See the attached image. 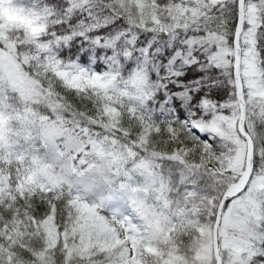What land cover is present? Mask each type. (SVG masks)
Listing matches in <instances>:
<instances>
[{
    "label": "snow or ice",
    "instance_id": "snow-or-ice-1",
    "mask_svg": "<svg viewBox=\"0 0 264 264\" xmlns=\"http://www.w3.org/2000/svg\"><path fill=\"white\" fill-rule=\"evenodd\" d=\"M0 264H264V0H0Z\"/></svg>",
    "mask_w": 264,
    "mask_h": 264
}]
</instances>
